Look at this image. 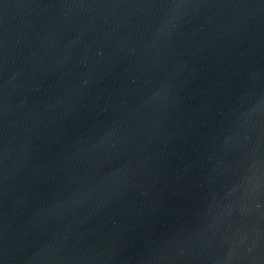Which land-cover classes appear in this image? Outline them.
<instances>
[{"label":"water","instance_id":"obj_1","mask_svg":"<svg viewBox=\"0 0 264 264\" xmlns=\"http://www.w3.org/2000/svg\"><path fill=\"white\" fill-rule=\"evenodd\" d=\"M0 264H264V0H0Z\"/></svg>","mask_w":264,"mask_h":264}]
</instances>
